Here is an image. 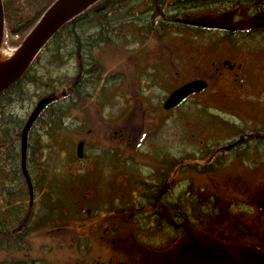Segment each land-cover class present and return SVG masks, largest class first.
I'll return each instance as SVG.
<instances>
[{"label": "rangeland", "instance_id": "374dc122", "mask_svg": "<svg viewBox=\"0 0 264 264\" xmlns=\"http://www.w3.org/2000/svg\"><path fill=\"white\" fill-rule=\"evenodd\" d=\"M173 1L167 0L168 3ZM170 9L165 11L163 25L156 27L155 22L146 27L143 35L133 32L127 40L123 37L118 43L96 52L102 70L101 81L93 91L83 90L84 98L77 102L81 110L75 115L76 123H83L75 128V132L86 141L87 153L101 154L110 149L107 153L113 152L114 158L120 153L127 155L132 158V162L125 163L124 169L129 171L127 175H121L118 167L121 164L114 166L110 157H105L110 158L106 162L109 166L99 165L97 160L102 158L98 155H90L96 160L86 168L73 165L76 162V147L72 144V138L76 136L74 129L52 140L40 142L37 135L31 137V144L35 146L37 140L43 149L34 157L38 162L48 163L52 178L49 177L47 183L60 185L57 179L66 177L68 172L74 184L80 182L87 186L85 197L89 198L98 196L89 189L101 191V188L108 187L110 183L102 178L109 174L113 184L124 187L141 174L147 175L151 169L164 170L160 175L161 184L167 176L171 185V205L180 210V217L184 219L181 223L173 219L172 223L174 228L184 230L186 264H194L199 253L218 252L224 261L225 257L230 259L236 253L238 259L243 260L242 251L251 253V250L260 248L257 243L261 235L264 236V213L252 208L253 202L264 203V41L262 35L255 33L237 36L212 28L179 32L180 28L176 29L174 25L181 16ZM217 10H229L230 13H220L225 21L235 13L245 20L250 12L247 7L224 9L221 6ZM195 12L188 11L185 17L194 19L198 15ZM203 15L211 16V20L217 17L208 12ZM8 36L5 30L0 47L6 59L22 38ZM6 41L12 43L7 45ZM67 51L77 53L76 49ZM61 52L60 59L65 63L62 66L49 68L47 64H52L46 58L48 51L39 59L36 68L40 72H56L51 73L53 79L45 84V91L30 94L16 106V118L26 119L36 102L48 93L69 92L65 85L72 87L74 82L69 85L66 79L71 77L74 80L80 66L78 62L81 64L85 59L82 55L71 54L69 57L63 50ZM224 61L241 65L237 71L238 81L224 68ZM194 78L204 80L207 88L175 110L165 112L161 107L163 100L175 88ZM51 83L56 84L55 89L49 87L53 91L46 92ZM34 89L37 92L38 86ZM29 91L34 92L33 89ZM89 93L95 96L93 100L92 97L91 100L86 98ZM60 139L63 142L66 139L65 146L59 145ZM162 153L166 157L160 155ZM8 177L12 179L13 176L8 173ZM124 177L128 179L125 181ZM39 180L34 177L32 204L28 195L21 192L26 189L28 193L26 186L20 183L14 186L8 181L3 182L0 195L11 193L8 197L23 200V205L31 206L33 212L38 213L35 208L42 198V188L39 190L37 185ZM40 185L44 187L45 184ZM80 206L77 204L76 211L80 210L81 215L75 214L76 221L60 217L52 221L59 222L52 228L46 227L45 216L41 213L38 231L27 237V249L7 253L0 248V264H7L8 260L12 264H83L80 255L84 254L83 249H87L86 244L89 245L91 264H104L113 256L118 258L124 254L125 264H135L132 252L135 253L136 249L139 252L136 264L149 263L151 258L141 253L129 236L130 226L117 224L120 231L113 237L108 231L113 228L106 227V224L111 223L113 227L117 222L114 218L101 219V226L92 227L94 221L88 209ZM1 210V213L5 212V209ZM113 231L117 232L116 229ZM106 233L110 238L105 236ZM91 234L95 236L86 237ZM164 241L156 242L159 244L157 250L164 248ZM174 258L178 259V256H173L171 264H178ZM150 264L168 263L163 255Z\"/></svg>", "mask_w": 264, "mask_h": 264}, {"label": "trees", "instance_id": "16d2710c", "mask_svg": "<svg viewBox=\"0 0 264 264\" xmlns=\"http://www.w3.org/2000/svg\"><path fill=\"white\" fill-rule=\"evenodd\" d=\"M55 1L1 0L8 37H22L15 43L17 47L21 45ZM245 1H248L246 2L247 4H244ZM221 6L224 9L247 7L253 14L257 13V11L260 12L258 14L264 12V0H174L171 3H168L167 0H98L86 11L70 20L48 42L25 74L15 84L0 94V160H2L0 161V187L3 182L7 183V181L9 184H14V186L16 184L19 185V183L23 187L26 186L20 161L21 132L26 120L24 117L21 119L16 118L14 110L18 104L30 97V94L45 91V84L53 79V74L51 73L56 72V70L46 74L36 68L39 59L44 55L45 51H48L49 54L46 58L52 64V66L47 64L49 68L65 64L60 59L63 56L62 50L69 57L71 54V56L74 55L76 57L82 55L86 60H83L81 64L79 63L81 67L78 66L79 70L76 71L74 80L71 77L66 79L69 85L71 82L76 83L75 92L71 95L73 88L65 85L69 91H64L66 97L48 106L29 130L26 169L33 187L35 186L34 177L39 178L38 182L40 184L44 183L45 185L43 186L51 187L52 183H47L46 180L49 177L52 178V176L49 175L50 168L48 163H43V160L38 162L36 156L34 157L35 153L39 154L43 150L39 147V142L36 140V145L34 146L31 144L30 139L37 135L40 142L44 139L52 140L57 135H61L62 129H67L63 125V119L68 115L73 103L84 98L83 90L93 91L101 81L102 70L98 63L96 52L104 46L118 43L123 37L127 40L133 32H140L143 35L146 27L148 25L152 26L155 22L156 27L161 23L163 25L162 21L165 19V11L167 9L172 8L170 10L184 18L187 12L191 10L216 12ZM262 26L258 28L260 30L254 27L243 28L240 32L233 33V35L255 33V35H262L264 41V29H262ZM174 28L178 29L179 27L174 25ZM6 43L10 45L12 42L6 41ZM69 48L72 50L76 49L77 53L73 54L72 51H67ZM47 69L45 68V70ZM36 86H38L37 92L34 89ZM49 87L55 89L56 84L51 83L46 87V92H48L47 90L53 91ZM30 89H33L34 92H30ZM91 95L92 93H89L86 98L89 99ZM38 147L39 149H37ZM235 147H238V145ZM44 155L42 154L45 158ZM8 173H11L12 179L6 178ZM16 180L19 182H15ZM39 183L37 185H39L38 189L40 190L42 187ZM46 184L49 185L46 186ZM1 191L0 188V193ZM21 192L25 196L28 195L26 189ZM9 194L11 193L7 192L5 194L4 192V195H0V204L3 203L0 210L5 209L4 213H1L2 210L0 212V248L7 253H15L27 249V237L38 231L37 227L41 213L42 216H45L46 227L52 228L55 223H59L52 221L60 218L63 212L68 211V208L63 207L59 203L53 204L49 200L43 201L44 198L42 197L35 208L38 213H34V209L31 206L28 205L26 207L23 205V200H14L12 197H8ZM2 198H4V201ZM44 203L45 205H43ZM34 224L36 227L33 226Z\"/></svg>", "mask_w": 264, "mask_h": 264}, {"label": "flooded vegetation", "instance_id": "af4514ba", "mask_svg": "<svg viewBox=\"0 0 264 264\" xmlns=\"http://www.w3.org/2000/svg\"><path fill=\"white\" fill-rule=\"evenodd\" d=\"M204 22L206 25L208 24L206 21ZM176 23L182 25L177 21ZM212 24L217 30L220 31H228L230 33L240 32L243 29L242 26H245V29L251 27H260L262 25L264 26V13L257 14L256 16L252 18L249 17L245 20L235 19L234 21L228 22H226L225 20H221L214 21L212 22ZM185 27L191 29L200 28L199 26L191 25H186ZM224 63L227 62L224 61L222 65ZM224 68L231 73L235 81H238L239 78L237 79L236 77L239 76L237 71L241 69L240 64L236 65L234 63H229L228 66H224ZM75 87L76 83H73V91H71V95L75 92ZM62 97H66V95H63ZM190 98H194V95L193 97L191 96L188 99ZM80 108L81 107L78 106L77 102L75 101L69 109L68 115H66L63 119V125L70 130L74 129V134H76L75 128H79L80 125H82L83 123H76L77 118L75 115L79 110H81ZM67 121H69L70 124H67ZM77 124L79 125L76 126ZM80 138V134H76V136L72 138V144L75 147L77 143L81 141L83 142V140H81ZM86 144V141H84L82 158L78 159L76 156V162H74L73 165H81L82 167L86 168L87 165L96 160L94 158H91L90 155H103L104 157H110L115 162V164H113L114 166L120 163L121 165H116L119 167V172H121V175H127L129 171L124 169L127 166L125 163L127 161L132 160V158H128L127 155H123L121 153L116 158H114L113 153L89 154L87 153ZM241 144L242 143H239V145ZM260 144H262V142H260ZM160 155H164L166 157L164 153ZM110 158H108V160L106 158H102L101 160H97V162L101 161L100 165L104 163L103 166H109L106 162L109 161ZM162 172H164V170L151 169L149 170L147 175H139L140 177L134 178L131 184L126 185L124 187L119 186L117 184H113L112 180H110L109 174L108 177H103V179L110 183L108 187L104 188L102 186L103 188H101V191L89 189L91 193L93 192V194H95L96 192L98 194V196L94 198H89L88 196L85 197L87 186L80 183L62 186H56L51 184V187L44 186L42 187L40 196L43 198L47 197L45 200H49L51 203H55L57 201L56 199H58L59 201L56 203H59L63 207H66L68 209L72 207V210L73 208L77 209V204L86 207L88 209L90 218L92 219V221H94L91 225L92 227H96L97 225L101 226L102 223H99V220L101 219L106 220L108 218H114L115 222L117 221L116 224H113L114 226L112 227L110 226L111 223H108L106 224V227L113 228V230L116 229L117 232H114L112 229L108 230V228L106 229L105 227L106 230L111 232L110 235L113 237H115L114 235H117L120 231V228H117V224L118 226H123L124 224H126V226H130L128 232L129 236L131 235L134 243H136L135 245L139 248L140 252L146 253L147 257L151 258L148 264L154 263V259L156 257L163 255L165 256L166 262L168 264H171V262H173L172 258L175 255L176 257L178 256V259L174 258L175 261H178L175 263L186 264V253L185 251H183L184 245H186V237L183 234L184 230L182 231L181 229H178L176 227L174 228L173 226L175 225L172 223L173 219H178L179 223H181V221H183L184 219L180 217V210L173 208V206L171 205V185L167 176L163 179V184H161L160 175L162 174ZM125 177L124 180L126 181L128 178ZM47 185L49 184H46V186ZM93 199L94 201H92ZM252 208L260 214L264 213V203L262 202H253ZM23 210L25 209L23 208ZM73 213L80 214L81 212L79 210L78 212L73 211ZM97 216L102 217L100 219H95V217ZM76 219V216L72 218V220L75 221ZM257 234L261 235L260 233ZM91 236L95 235L91 234L86 237L90 238ZM105 236L110 238L109 236H107V233ZM261 237L262 238L259 240V243H257L260 248L251 250V253H247V251H244L242 249L243 260L238 259L236 253H233V256H231L230 259H228V257H225L227 262L220 259V256L217 255L218 252H215L213 254L199 253L196 257V260L194 261V264H264V236L261 235ZM162 239L165 240L164 248L162 250H157L156 247H158L159 244H156V242L162 241ZM89 240L91 241V239ZM86 246L87 249H83L84 254L80 255V257H82L81 261L83 262V264H91V262L88 260V256H90L88 254L89 245L86 244ZM74 251L75 253H77L76 248L74 249ZM134 251L135 253L132 252L134 254H132V257H134L135 260H132V262H135L136 264V262H139V252L138 249ZM226 252L231 253V251ZM153 255H155L156 257ZM125 256V254L119 255L118 258H115L113 256L112 259L104 262V264H125ZM211 256H214L215 258L213 259ZM9 261L10 260H8L7 264H12V262Z\"/></svg>", "mask_w": 264, "mask_h": 264}, {"label": "water", "instance_id": "95a60500", "mask_svg": "<svg viewBox=\"0 0 264 264\" xmlns=\"http://www.w3.org/2000/svg\"><path fill=\"white\" fill-rule=\"evenodd\" d=\"M98 0H57L46 12L37 26L24 40L13 56L0 66V94L16 83L29 68L47 42L70 20L86 10ZM3 34V11L0 0V41ZM206 88L202 80L186 83L174 90L163 104L165 110H170L192 94L199 93ZM54 96L45 97L37 102L31 112L21 135V165L25 182L31 194V182L25 169L28 131L41 111L50 105ZM82 145H78L77 154L81 157Z\"/></svg>", "mask_w": 264, "mask_h": 264}, {"label": "bare ground", "instance_id": "6f19581e", "mask_svg": "<svg viewBox=\"0 0 264 264\" xmlns=\"http://www.w3.org/2000/svg\"><path fill=\"white\" fill-rule=\"evenodd\" d=\"M0 47H1V44H0ZM14 52L15 51L13 50V52L11 53V55L9 57H7V59H6V56L4 55V53L0 52V66H2L3 64H5L13 56ZM79 63L80 62H78V64ZM98 156L101 157V158H105L104 156H101V155H98Z\"/></svg>", "mask_w": 264, "mask_h": 264}]
</instances>
